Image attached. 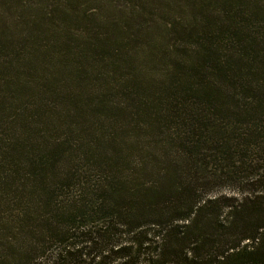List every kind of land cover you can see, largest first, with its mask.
I'll use <instances>...</instances> for the list:
<instances>
[{
    "label": "trees",
    "instance_id": "obj_1",
    "mask_svg": "<svg viewBox=\"0 0 264 264\" xmlns=\"http://www.w3.org/2000/svg\"><path fill=\"white\" fill-rule=\"evenodd\" d=\"M0 264H264V0H0Z\"/></svg>",
    "mask_w": 264,
    "mask_h": 264
}]
</instances>
